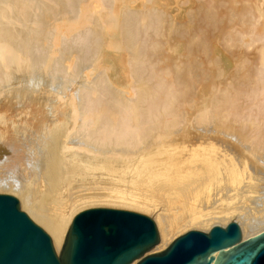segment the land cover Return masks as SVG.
<instances>
[{
  "label": "bare ground",
  "instance_id": "1",
  "mask_svg": "<svg viewBox=\"0 0 264 264\" xmlns=\"http://www.w3.org/2000/svg\"><path fill=\"white\" fill-rule=\"evenodd\" d=\"M184 1L185 12L170 0H0V192L56 251L73 210L122 204L129 166L172 172L158 248L212 215H238L242 239L264 230L249 233L264 220V176L241 180L243 157L216 132L159 157L160 137L198 124L238 128L241 149L264 152V0Z\"/></svg>",
  "mask_w": 264,
  "mask_h": 264
},
{
  "label": "water",
  "instance_id": "2",
  "mask_svg": "<svg viewBox=\"0 0 264 264\" xmlns=\"http://www.w3.org/2000/svg\"><path fill=\"white\" fill-rule=\"evenodd\" d=\"M157 242L148 216L90 207L73 216L57 254L18 200L0 194V264H264V230L242 239L234 221L207 232L188 230L163 250L146 254Z\"/></svg>",
  "mask_w": 264,
  "mask_h": 264
},
{
  "label": "rangeland",
  "instance_id": "3",
  "mask_svg": "<svg viewBox=\"0 0 264 264\" xmlns=\"http://www.w3.org/2000/svg\"><path fill=\"white\" fill-rule=\"evenodd\" d=\"M189 3L188 2L186 3L184 0H176V1L170 0V9L174 10V8H180L183 9V11L185 12L187 11L186 10L187 6L190 5ZM184 12L182 14H184ZM204 85L205 84L203 83L202 86ZM220 126H225V125L220 124ZM204 132H216V133H212L213 139H220L227 141L230 145L229 147L231 148V151L235 152L238 156L240 154L243 157L244 161L243 162L239 161L237 164L238 167H240V172L242 175L241 180L243 181L247 180L249 182L255 183L259 181V179L262 176H264V152L260 151V153L259 152L258 153L261 155H257V154L255 155L252 154L250 151H245L241 149V143L235 140L236 139L235 134L237 132H240L238 128L227 127L226 130L220 131L213 128L205 127L203 124H198V125H192L191 127L187 128L185 131H181V132L179 131L167 137L162 136L160 138H166L167 140H169L170 149L161 152L159 154V157H162L163 161L166 163L170 160V158L171 159L178 158L189 147L190 145L189 142L191 141L193 136L196 133L203 134ZM157 170L159 174L157 176L150 178V176H147V172L140 170L138 166L136 169H133L130 166L125 168V170L120 175L121 176L120 182L121 184H124L126 187L130 189V194L123 197L122 204L117 205V204H113L112 201H109V202L86 205L76 208L69 214L70 216L67 222V227L65 229L64 236L70 224L72 215L76 211L79 212L80 210L90 207H110V208L126 209L144 214L153 220L158 234V218L160 217L161 213L166 212L167 207H170L171 205L170 201L172 197L175 196L176 192L174 191L173 187L170 185L172 182L171 180H173V178H171L172 172H170L168 167L164 166L163 163L160 165V167H157ZM232 186L234 185H228L227 190L226 189L223 191L219 190V194H222L223 192H227V191H228L227 193L231 194L233 192V189H231ZM0 193L9 194L11 196H14L18 200V196L14 193H7V192H0ZM258 194L259 192H255V191L247 193V195L250 197L257 196ZM244 201H246V196L244 198L231 199L229 202L235 206H238L239 204H241V202ZM18 203L20 208L21 205L19 200ZM20 210L25 212L23 208H20ZM230 221L239 223V216L238 215L235 216L233 214V215L223 216L222 218H220L218 215H212L206 220L205 223L186 225L178 232L172 231L171 233H169V235L163 240L164 246L161 248H158V246L162 242L161 239H159V234H158V242L150 250H148L146 254L163 250L175 237L181 235L182 233L188 230L195 229V230L207 232L214 225L225 226ZM33 222L37 224L39 227H41L51 238L50 233H48V231L45 229L43 225H41L40 223H36L35 221ZM262 229H264V220H262L256 225H252V227L249 228V233L253 234ZM53 248L55 250V247ZM60 249L61 246L57 251L55 250V252L58 254ZM134 262L130 264H133Z\"/></svg>",
  "mask_w": 264,
  "mask_h": 264
}]
</instances>
